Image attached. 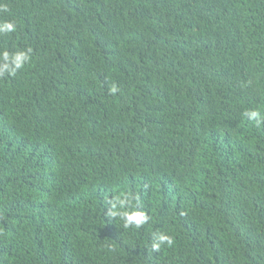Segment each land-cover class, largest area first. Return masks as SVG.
Returning <instances> with one entry per match:
<instances>
[{
    "label": "trees",
    "instance_id": "obj_1",
    "mask_svg": "<svg viewBox=\"0 0 264 264\" xmlns=\"http://www.w3.org/2000/svg\"><path fill=\"white\" fill-rule=\"evenodd\" d=\"M0 5V264H264V0Z\"/></svg>",
    "mask_w": 264,
    "mask_h": 264
},
{
    "label": "clouds",
    "instance_id": "obj_2",
    "mask_svg": "<svg viewBox=\"0 0 264 264\" xmlns=\"http://www.w3.org/2000/svg\"><path fill=\"white\" fill-rule=\"evenodd\" d=\"M8 9L4 5H0V11L6 12ZM16 25L11 21H4L0 23V34L10 33L15 31ZM31 49L17 50L14 53H10L7 50L0 52V76L5 73L15 74L14 69L10 65H15V68L20 69L30 59ZM115 91V89H113ZM244 117L249 120L256 121L257 125L264 123V114L258 110L250 109L245 110L243 113ZM108 203L112 205L109 210L111 217H120L124 222V227L129 228L135 226L139 228L148 222L149 216L144 211L136 210L135 205L132 203V198L126 193H120L108 200ZM117 205L121 206L122 211L117 210ZM125 205L131 206V211L125 207ZM160 243H154L153 248L159 249L162 243H166L171 246L174 241L173 238L165 233H160L158 237Z\"/></svg>",
    "mask_w": 264,
    "mask_h": 264
}]
</instances>
